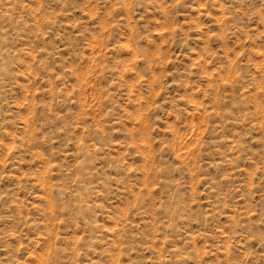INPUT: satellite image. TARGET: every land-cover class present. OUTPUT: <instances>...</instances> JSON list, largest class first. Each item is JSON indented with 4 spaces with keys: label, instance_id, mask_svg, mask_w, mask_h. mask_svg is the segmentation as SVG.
<instances>
[{
    "label": "rangeland",
    "instance_id": "374dc122",
    "mask_svg": "<svg viewBox=\"0 0 264 264\" xmlns=\"http://www.w3.org/2000/svg\"><path fill=\"white\" fill-rule=\"evenodd\" d=\"M0 264H264V0H0Z\"/></svg>",
    "mask_w": 264,
    "mask_h": 264
}]
</instances>
